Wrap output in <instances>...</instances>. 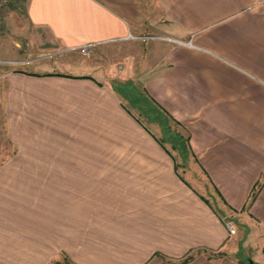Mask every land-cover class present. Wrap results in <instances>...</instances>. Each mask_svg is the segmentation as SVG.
I'll list each match as a JSON object with an SVG mask.
<instances>
[{"label": "crops", "instance_id": "0c3cea01", "mask_svg": "<svg viewBox=\"0 0 264 264\" xmlns=\"http://www.w3.org/2000/svg\"><path fill=\"white\" fill-rule=\"evenodd\" d=\"M21 21L119 58H0V264H264V0H26ZM149 103L182 128L185 159Z\"/></svg>", "mask_w": 264, "mask_h": 264}, {"label": "rangeland", "instance_id": "374dc122", "mask_svg": "<svg viewBox=\"0 0 264 264\" xmlns=\"http://www.w3.org/2000/svg\"><path fill=\"white\" fill-rule=\"evenodd\" d=\"M25 3L26 0H0V58L2 56L25 58L27 63L34 62L30 67L37 66L40 68L46 65L60 66L63 62L86 60L85 62H88V64L99 66L101 69H105L104 67L109 68L111 65H114V61L119 58L117 54L118 47L115 46L112 48L110 43L93 45L87 48V50L89 49L87 53H84L85 51L82 48L67 50L58 47L56 44L52 43L53 41L51 42V40L44 41L43 38L40 37L41 33L35 36L30 35L32 30L25 29L21 21ZM116 65L120 67L123 65V62L119 61ZM1 68H3V64L0 60V69ZM109 74L112 75L113 71H109ZM116 78L119 79H115L114 82L119 84L117 87L129 99L128 102L138 106V103L142 101L140 98H143L138 92V90L140 91L138 88L139 85L136 83L135 86L131 82L128 83L125 80H121L120 77ZM143 105L145 114L149 115L147 118L150 117V120H155L156 123H159L163 132V139L170 144L178 145V153L182 155V159H185L184 157H186L185 155L188 152L186 148L188 139L185 134L181 133L182 128L179 127L176 122L170 120L155 104L149 103ZM141 117L146 119V116L143 114H141ZM225 219L226 221L232 220L230 218ZM239 229L237 227V232L233 235L242 236L243 232H239ZM240 257L243 264H249V258H251V256L248 252L242 250ZM171 263L172 262L166 258L156 256V258L148 264ZM56 264L72 263L68 261V259H62Z\"/></svg>", "mask_w": 264, "mask_h": 264}, {"label": "trees", "instance_id": "16d2710c", "mask_svg": "<svg viewBox=\"0 0 264 264\" xmlns=\"http://www.w3.org/2000/svg\"><path fill=\"white\" fill-rule=\"evenodd\" d=\"M259 192V189L258 188H254L253 192H252V196H251V200H250V204L254 201V199L256 198L257 194ZM156 255H159V256H162L161 254H156ZM165 257V256H164ZM193 258V255H187V256H184L183 258L181 259H178L176 261L174 260H171L172 263L171 264H186L188 263L191 259ZM69 261V260H68ZM72 263V262H71ZM74 264V263H72ZM258 264V263H257Z\"/></svg>", "mask_w": 264, "mask_h": 264}, {"label": "built area", "instance_id": "2783aa9c", "mask_svg": "<svg viewBox=\"0 0 264 264\" xmlns=\"http://www.w3.org/2000/svg\"><path fill=\"white\" fill-rule=\"evenodd\" d=\"M226 226L230 232V234H236L237 232V226L235 225V223L232 220H227L226 221Z\"/></svg>", "mask_w": 264, "mask_h": 264}, {"label": "water", "instance_id": "95a60500", "mask_svg": "<svg viewBox=\"0 0 264 264\" xmlns=\"http://www.w3.org/2000/svg\"><path fill=\"white\" fill-rule=\"evenodd\" d=\"M249 264H257L252 258H249Z\"/></svg>", "mask_w": 264, "mask_h": 264}]
</instances>
